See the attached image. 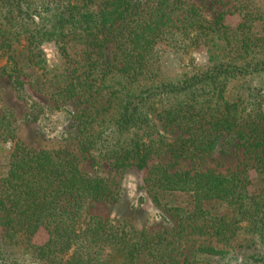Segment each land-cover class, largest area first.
<instances>
[{
  "label": "trees",
  "instance_id": "1",
  "mask_svg": "<svg viewBox=\"0 0 264 264\" xmlns=\"http://www.w3.org/2000/svg\"><path fill=\"white\" fill-rule=\"evenodd\" d=\"M250 16L243 14L231 33L222 17L208 20L179 0H0V58H7L0 72L21 88L22 70L39 68V45L54 42L63 67L51 94L80 108L73 115L74 138L83 159L142 169L164 152L176 160L209 155L220 138L223 144L236 140L250 154L248 168L227 174L154 166L145 189L175 227L139 231L89 213L92 204L115 200L112 180L82 172L73 151L21 145L13 116L0 111V264H13L11 256L19 253L54 264H211L204 256L233 259L255 238L263 242L264 112L238 110L222 95L236 76L264 72V55L255 57L264 43L246 35L254 26ZM170 41L184 52L201 46L219 52L211 66L164 81L155 48ZM155 118L188 136L172 143L145 140L139 132ZM7 143L12 146L4 151ZM189 228L220 248L195 246L184 233ZM38 232L45 241L31 244ZM238 259L235 264H264V253Z\"/></svg>",
  "mask_w": 264,
  "mask_h": 264
},
{
  "label": "rangeland",
  "instance_id": "2",
  "mask_svg": "<svg viewBox=\"0 0 264 264\" xmlns=\"http://www.w3.org/2000/svg\"><path fill=\"white\" fill-rule=\"evenodd\" d=\"M36 1V0H35ZM145 2L146 0H140ZM196 6L200 13L208 20L218 16L222 17L223 23L231 33L243 22V14L251 15L254 19L253 27L250 30L244 29L250 39L256 44L264 43V0H179ZM250 24V20H248ZM29 32L34 24H29ZM24 41L18 47L22 50ZM176 41H170L155 48L158 58L160 76L164 81H179L184 75L189 76L196 70H203L214 64L212 59L219 51H209L206 47L190 49L186 52L178 48ZM40 64L39 68L26 67L22 70L20 80L24 82L21 88H15L7 74L0 72V111L13 116L15 126V141L21 145L35 150H58L67 149L73 151L79 158V168L82 172L113 181L115 200L111 202H97L89 207L91 215L114 221V223L126 222L136 230L157 232L163 229H173L175 222L166 213L155 207L149 197L145 186L144 178L157 164L174 165L178 169L202 170L211 169L217 173L227 174L237 167L248 168L249 161H246L250 154L244 149L236 146V140L229 138L226 142L218 141L213 152L199 158L176 160L169 152L160 156H153L149 159L145 168L139 169L130 166L123 170L116 169L106 158H97L92 161L83 159L78 152L75 135V117L73 116L80 108L74 102H56L51 94V86L57 71L62 69L60 58L54 42L45 41L39 45ZM258 54L256 58L264 55V48L255 49ZM26 55V51H22ZM215 54V55H214ZM6 56L0 58V68L6 64ZM264 60V57H263ZM223 97L229 101H235L237 109L246 108L247 111L260 107L264 112V72L242 74L230 80L224 87ZM143 133L145 140H157L172 143L174 140L187 137L188 133L183 128L164 127L158 119H154ZM105 142V141H104ZM12 143L1 147L8 151ZM3 151L0 152L2 161ZM82 158V159H81ZM248 175L253 171L247 169ZM187 238L190 241L196 240V245L206 244L220 248L214 238L204 235L197 237L192 230L186 229ZM1 237V231H0ZM46 239L43 232H38L32 239L31 244L40 245ZM190 245V242L187 244ZM3 245L0 238V259H5ZM235 255L237 259L227 258L220 255L208 257L214 264H235L238 258L251 256L252 254L264 253V241L258 238L250 243V246L240 250ZM232 254H229L231 257ZM13 264H54L48 261L32 262L27 254H20L13 258ZM211 263V264H212Z\"/></svg>",
  "mask_w": 264,
  "mask_h": 264
}]
</instances>
